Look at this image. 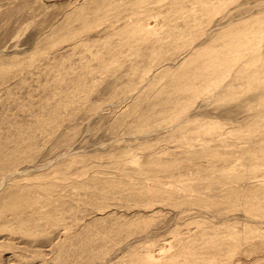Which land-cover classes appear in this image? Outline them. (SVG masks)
<instances>
[{
    "label": "rangeland",
    "instance_id": "rangeland-1",
    "mask_svg": "<svg viewBox=\"0 0 264 264\" xmlns=\"http://www.w3.org/2000/svg\"><path fill=\"white\" fill-rule=\"evenodd\" d=\"M0 264H264V0H0Z\"/></svg>",
    "mask_w": 264,
    "mask_h": 264
}]
</instances>
